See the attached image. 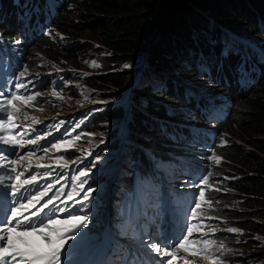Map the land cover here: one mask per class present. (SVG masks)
<instances>
[{"label":"trees","instance_id":"trees-1","mask_svg":"<svg viewBox=\"0 0 264 264\" xmlns=\"http://www.w3.org/2000/svg\"><path fill=\"white\" fill-rule=\"evenodd\" d=\"M70 1L72 6H75L74 3L78 4L77 14L84 17V20L81 19V23L75 24L73 16L70 15L71 12L67 8H63L64 10L59 13L49 14V22L45 25L44 30L52 25L63 32L67 38L61 43L52 40L46 33L28 49L26 56L28 66L31 69H37L38 61H42L40 55L47 57L50 61L60 62L82 52L88 54L89 44L85 39L87 33L94 38L99 37L101 43L95 42L105 46L106 50L110 52L109 55L111 53L115 55L112 58L107 56L109 59L107 63L116 62V65L120 66L125 61L132 60L134 53L143 46L141 41L146 35L144 30L157 25L158 38L153 45L151 57L155 58V61L163 59L164 64L162 67L153 65L151 71L152 63L150 65L147 60L145 61L143 68L146 75L145 94L143 83L140 96L137 97L136 107L133 108L132 115L127 120L131 137L138 139L136 141L140 142L139 146H144L147 150L152 146V140L158 141L156 135L160 129L159 125L163 122V117H166V110L169 109L166 104L184 103V97L192 98L187 95L186 86L182 85L178 79L177 81L181 85L175 82L173 85L169 84L168 88L164 90L153 89V96L147 97L151 87L156 84L155 81L164 79L165 83H170L168 77H175L174 73L176 69L178 70V64L181 68V65L185 68L191 66L193 70L187 71L188 73L184 77L193 79L198 74V71L195 70L196 66L206 61L212 78L217 71L213 73L211 71L218 68L220 64V69L223 71L222 77L225 76L229 82H232L239 77L240 72H244L243 66H246L245 69L249 73L262 68V64L256 63L255 58L264 62L262 61L264 57L260 60L248 49L246 51L248 60L242 64L241 54L235 52L234 54L238 56L222 54L220 41L221 35L230 32L237 36L258 35L264 37V0H174L173 3L177 4V9L170 7L174 6L173 3L167 7L168 0ZM32 2L41 4L40 0H0V34L2 36L14 35L15 30L23 25L25 22L23 12L29 13L28 9ZM31 13L34 14V12ZM189 14L191 15L188 16ZM203 24L206 25V28ZM202 30L207 32L206 36L201 35L200 31ZM241 45L244 43L241 42ZM199 56L202 57L201 60H198ZM174 60L177 66H175ZM249 64L251 66H248ZM155 68L159 71L158 74L153 72ZM130 74L131 72L118 69V66H108L102 72L86 77L84 84L87 88L95 87L98 91L103 92L104 96L115 99L116 95L122 93L118 90L123 87ZM150 77H152L153 84L150 83ZM249 80L253 81L254 78H248L246 82ZM218 82L221 83L219 79ZM138 83L139 81L136 82V88H138ZM171 87L173 95L170 91ZM234 87L235 95L230 94L229 98L233 102L235 118L228 121L224 128L225 131L228 130L233 135L238 132L239 134L235 137L241 140H231V144L223 147L220 154H227L233 168L232 172L236 175L231 185L236 191L234 196L239 208L233 213L231 212L234 216L230 224L247 230V234L239 239V242L236 241V238L231 242L244 247L248 243L256 245L254 238L257 237V234H264V220L262 219L264 217V77L257 88L258 90L252 95L254 86L251 88V92L244 96L238 95L237 89L247 91L245 87L239 86L238 83L234 84ZM64 89H69V87H64ZM134 102L135 100L132 105ZM198 104H203L201 114L209 115L210 101L201 100ZM107 119L109 117L100 119L98 133L101 135L113 132L110 128L107 129ZM122 123L121 119L117 132L121 129ZM165 123L181 126L178 122ZM233 127H237L239 131ZM245 135L250 139H246ZM94 136L96 135L94 134ZM144 138L146 139L141 140L143 141L141 143L139 140ZM237 141L248 143L253 148L242 151L238 146L240 143ZM175 144L186 145L191 150L193 148L187 139L183 138L182 141L175 140L170 142L168 147L158 150V155H164L168 150L175 149ZM128 146L133 147L137 152V146L127 143L126 147ZM108 148L114 149L115 147L113 144H109ZM138 152V156L128 153L129 159L125 163L122 175L118 176L111 187V195H118L121 189L126 188V182L131 180L129 172L134 161H137L138 169L148 167L147 157L150 158L149 155L142 152L141 149H138ZM149 153L151 154V151ZM149 169L154 170L155 168L150 166ZM135 176L141 177L142 175L137 173ZM254 251L256 253L250 254L249 257L233 254L229 256V261L233 264H264V251Z\"/></svg>","mask_w":264,"mask_h":264},{"label":"rangeland","instance_id":"rangeland-1","mask_svg":"<svg viewBox=\"0 0 264 264\" xmlns=\"http://www.w3.org/2000/svg\"><path fill=\"white\" fill-rule=\"evenodd\" d=\"M173 1L174 0H168L167 7L170 6L171 3H173ZM40 2L41 4H49V11L51 12L49 14L59 13L60 11L64 10L62 9L64 5H67V9L69 12H71L70 15L73 16L72 18L74 19L75 24L81 23V19L84 20V17H80V15L77 14L78 12L77 3H74L75 6H72L71 4L69 5V2L67 0H62V3L60 4L50 3L51 0H40ZM173 4L174 6L171 5L170 7L176 8L177 4L175 3ZM190 15L191 14H189L188 16ZM203 25L206 28V25L205 24ZM156 28L157 25H155L153 28L149 27V29L146 31L144 30V33L146 35L141 41V44L143 46L139 48L138 52L134 53L132 60L125 61V63H123L120 66L116 65V62H111L109 64L107 63L109 60L107 56H111L112 58L115 55L113 53L109 55L110 52L106 50L105 46H102L99 43L95 42L98 41L101 43L99 37L94 38L90 36L89 33H87L86 35L87 37L85 38L87 44H89L88 54L87 52H82L80 54L72 56L73 59L67 58L61 60L60 62L50 61L47 57L40 55L42 59V61L41 60L38 61L40 65L43 67L47 66L53 73H59L57 75V77L61 79L59 86L60 87L68 86L69 89H63V93L58 94L57 101L48 104L42 109V111L40 112L31 111V112L36 114H44V115L60 112L62 113V115L59 116V119H66L67 116L71 117L69 118L70 120H72L71 123L68 124V126H66L64 129L71 127V131L74 132L73 136L75 137V139L72 141H67V143L66 142L63 143V146H68L69 143V147H67L68 149L70 150L79 149L82 151L81 153L85 155V159H88L91 164L89 169L90 175L96 176V181H97V183L93 184L95 186L92 187L95 188L96 191L92 193V195L94 196L92 198L91 203L89 204L88 202H86L82 205V210L79 209V212L81 214L90 215V218L104 217V209H105L104 204L108 196V193L106 192L108 176L112 181H114L113 178L115 176H119L122 173V171L126 166L125 163L128 161V158L124 157L123 155L125 153L126 154L129 153L133 155L134 153V155L137 154L138 156L139 155L138 149H141L142 152L148 154L149 157H152V155L149 153L150 152L149 149L147 150L144 146H139V143L132 141L130 136L126 134V131H121L122 134L119 135L118 138L120 147L119 150L115 153L116 148L118 147L116 133L120 125L121 119L123 121L121 128H128L127 120L131 117L132 115L131 112L133 108L136 106L138 99L135 96V98L131 100L132 102L133 100H135L132 107L130 109H125L124 106L125 101L122 100L124 98L123 95L125 94L126 91V85L128 84V83L126 84V82L129 76L126 78L124 82L125 84H123L122 89L118 90L119 92L122 93L120 95H116L115 99L104 96V93L98 91L97 88L95 87H92L93 89L87 88L84 84V80L86 79V77L88 78L91 74L94 75V74H98V72H102L108 66H113V67L118 66V69H122V71L128 73L131 72L132 75H135L137 73L136 78L138 79L139 83H138V90H136V92H138L137 97H139L140 91H142L141 86L144 83L143 80L146 79V75L144 73L145 70L144 72L142 71L143 69L142 65L144 64V62L147 60V62H149L150 65L152 63L150 70L153 68V65L162 67L164 64L163 59H159L158 61H155V58L151 57V51L153 49V45L155 44L156 39L158 38ZM200 32L202 33L201 35L204 36H206L207 34V32H205L204 30ZM46 33L49 34L47 36L51 37L52 40H57V42L63 43L65 40L64 33L61 32L59 29L53 27L52 25H50V27L47 28ZM93 38H94V42H93ZM220 41H221L222 54H224L225 51L227 50L228 51L227 55L238 56L237 54H234L235 52L241 54L242 58H246L247 55L246 51L249 49V52L251 53L253 52V55H256L260 60H262V57H264V37L262 36H258V35L237 36L232 32H230L228 34L221 35ZM241 42H243L244 45H241ZM174 44L177 46L176 43ZM60 45H64V44H60ZM242 58H241V63L242 64L246 63L248 59L247 58L242 59ZM201 59L202 57L199 56L198 60ZM255 60L256 63H264L257 60L256 58ZM93 61L96 62V66H93L92 64ZM262 61H264V58ZM174 63L175 66H177L175 60ZM203 63L208 65L206 61H204ZM125 65H130V67L125 68L124 67ZM181 66L182 68L178 64V70L176 69V72L174 73L175 77H168L170 83H165L164 79H159L155 81L156 84H154L151 87L147 97L153 96V89L160 90L165 87H168L169 84L173 85L175 82L178 83L179 81L181 82L182 85L186 86L187 95L189 97H192V99L196 101V103H198L201 100H206V101L209 100L210 103L218 102L217 95H213L211 93V90L208 88L209 87L208 83L205 82L210 77H204L203 79H201L200 73L198 72L197 77L193 79L185 78L184 76H186L188 73L185 70L187 67L185 68V66L183 65ZM180 68L183 70V72ZM216 71L217 72L222 71L220 69V64L218 65V68L217 67L214 68L211 71V73ZM153 72H155V74H158L159 71L155 68L153 69ZM64 73L67 75V77H64L63 75ZM139 74L140 76H138ZM168 75L172 76L171 74ZM151 78L152 77H150V83L153 84ZM249 82H246L247 83L246 87H249L251 90V88H253V81L249 80ZM218 84L221 83L218 82ZM213 86L214 83L212 82V86L210 87ZM250 90H248L247 92H249ZM256 90L258 89L257 88L253 89L251 95ZM220 92L224 93L225 89H222ZM144 94H145V83H144ZM220 101L222 102L223 98H221ZM57 102L60 104L59 106L54 105ZM166 105L168 106L169 109L171 110L173 109L172 111L174 112L177 109L176 111L177 113L184 112L186 115H191V111L189 109L181 110L184 109L185 106L178 102L176 103V105L174 104L171 105L169 103ZM227 105L228 103H225V106ZM175 106H179L181 109H178ZM194 107H196V104L194 105ZM71 111H73L75 114L69 115ZM219 113H215L213 114V116L214 117L218 116ZM178 116L179 118H173V119L186 121L183 119L185 116L184 114H179ZM108 117L109 119H107L106 121L107 129L110 128L111 130H113V132L107 135L105 134L101 135L98 133L99 132L98 126L100 123V119L102 118L106 119ZM30 120L35 121L37 123V119L35 117L30 118ZM233 128H235L236 131H239L237 127H233ZM40 129L42 130L43 128ZM94 134L96 136H94ZM237 134L239 133L236 132V135L230 134L228 130L225 131V128H222L220 132V138L222 140V144L216 142L212 147L206 148V150L210 152L212 157H220V154L217 152L216 147L219 145L224 146L226 144H231L230 140H241L236 138ZM77 137H79V139H77ZM245 137H247L246 139H250L249 136L245 135ZM100 140L103 141V143H101ZM237 142L242 145L241 146L240 144H238V146H240V149L242 151H246L248 149L253 148L252 145L248 143H244L242 141H237ZM127 143H130L132 146H137L138 147L137 152H135V150L133 151L132 148L130 147L128 148V150H126ZM109 144L110 145L113 144L115 149L113 150L107 149ZM42 153H44V151L39 154L36 153L35 154L39 158H41L43 156L41 155ZM45 154L46 157H48L46 152ZM97 157L101 159L97 161L96 159ZM205 159H207L209 166H212V162L215 160L214 158L208 159L206 158V156ZM44 161H50V160L45 159ZM93 163H95V167H93ZM224 163L226 164L225 166H227V169L221 171L222 172L221 174H217L213 178L212 183L208 184V189H207V191L210 192L213 191L211 192L212 195H214L215 198L217 197L218 200L212 199L211 195L209 196V198H207V193H206L200 208L201 210L200 215L202 216V218L205 217L202 221L201 226L207 231H212V233L204 240L210 241L211 245L210 247L207 248L206 251L203 252V255L198 254L195 256L187 255L186 257L185 256L181 257L180 261H182L183 263H185V258H186L189 264H213V260L207 257H216L218 259L215 260V264H233L229 261V256L233 254H242L245 257H249L250 254L256 253L254 250L264 251V234H257V237L254 238V243L255 242L257 243L256 245L248 243L246 246L242 247L241 244L239 246V244H235L231 242L233 241L234 238H236L237 239L236 241L239 242L238 240L242 239V237H244L247 234V230L240 226L236 227L230 224V221L233 218L232 216H230L231 212L233 213L236 209H238L239 204L237 203L236 197L234 196L236 191L230 186L231 185L230 177H234V174L232 172L233 168L231 165V161L226 153H225ZM221 166L222 164L219 165V169ZM133 168H135V165H133ZM138 174H141L142 176L149 175L154 180V174L152 170H150L149 168L144 171H139ZM83 191L86 193L87 189H84ZM182 194H183L182 192H178L179 196ZM218 194L223 195L227 199V201H223L224 199L220 198V196H217ZM207 201H210L211 204L209 205ZM133 204L135 208L136 204L141 205L142 202L140 199H137L136 201L133 202ZM88 209L92 211L94 215L90 213V211H83ZM262 219L264 220V217H262ZM229 228H236L238 229V231L232 233L228 231ZM118 231L119 233H122L120 229H118ZM216 234H222L223 237L216 238L215 237ZM225 234H228V236L225 237L224 236ZM224 238L227 239V241ZM167 259H169V257H165L164 259H159L155 262V264H161L162 260L166 262Z\"/></svg>","mask_w":264,"mask_h":264},{"label":"snow or ice","instance_id":"snow-or-ice-1","mask_svg":"<svg viewBox=\"0 0 264 264\" xmlns=\"http://www.w3.org/2000/svg\"><path fill=\"white\" fill-rule=\"evenodd\" d=\"M20 43V41H15ZM225 55L228 54L226 50ZM93 66H96V62H92ZM125 68L130 65H125ZM186 71H192V67L188 66ZM200 73V78L210 77V71L208 66L204 63H200L195 68ZM23 72L19 76H23ZM209 86H212L211 79L205 81ZM16 88H25L26 85L19 83L15 85ZM35 98V95L21 96L13 93L10 98H5V103L0 104V113H4V117L0 118V129L10 130L20 127L14 120L13 113L9 111V108L15 109L19 112L20 109L13 103V101L19 100L22 103L27 104ZM7 105V106H6ZM27 119V117H25ZM79 139V137H77ZM0 141L4 145L15 147H24L25 144H36V140H27L23 143L16 139L15 135H9L7 137L0 136ZM103 143V141H101ZM53 148L59 151L62 147L60 144H53ZM43 151L47 152V149ZM34 152H28L26 156H20L18 159H9L8 156L0 155V161H6L10 165H18L26 158L34 156ZM217 164L220 163V157H213ZM60 159H63L61 157ZM97 161L101 158L97 157ZM7 164H0V167H7ZM37 167H48L46 165L38 164ZM95 167V163H93ZM12 172H16L15 168H11ZM90 170H82L79 172V176H88ZM23 172H19L15 175L16 183L0 187V206H3L4 215L0 218V264H70L66 257L70 253V250L76 247L77 243H83L88 238V233L85 231L90 223L88 215H68L64 219L55 218L57 213L65 212L66 208H61L56 205L55 200L57 196H49V190L53 187L52 184L46 185L42 191L37 190L31 192L30 187L36 186L39 189L37 175H30L26 179H21ZM211 173L203 175L199 181L197 187L201 185L209 184V177ZM87 181H82L79 185L81 190L84 188V184ZM3 184V180L0 179V185ZM23 190V191H22ZM218 190V189H217ZM96 191L95 188L89 187L83 196L81 201L77 203H83L87 201L89 204L92 201V193ZM27 193V194H26ZM45 197H48L45 200ZM205 197V190L200 187L199 198L203 201ZM73 193H67L66 200H72ZM209 205L210 201H207ZM201 208V203L196 202L195 207L191 209L192 218H196L197 209ZM199 231V229H197ZM193 226H187L186 234L174 244L170 246H161L157 243H151L147 245L150 251L155 252L160 257H169L167 261H161V264H174V261L181 258L178 253L183 251L190 255H203V252L210 247L211 242L204 240L202 248L197 247L201 245V241L191 239L193 236ZM229 232L235 233L238 231L236 228H229ZM69 241H72L69 244ZM67 245V247H66ZM196 249L195 251L193 249ZM213 260L218 259L216 257H207ZM185 264H189L185 258Z\"/></svg>","mask_w":264,"mask_h":264},{"label":"clouds","instance_id":"clouds-1","mask_svg":"<svg viewBox=\"0 0 264 264\" xmlns=\"http://www.w3.org/2000/svg\"><path fill=\"white\" fill-rule=\"evenodd\" d=\"M67 1L69 2V5L72 4V2L70 0H67ZM60 3H62V0L58 4H60ZM63 8L66 9L67 5H64ZM41 37H44V36H41ZM64 37L67 38L66 36H64ZM261 64H262V68L256 69L252 73H249L245 69L246 66H243L242 69H243L244 72L243 73L240 72L239 77H237L232 82H229L228 79L225 76L222 77L223 71H219L218 74L216 73L217 76L215 75V77H213V78L210 76V79L211 80L215 79V81H212L214 83V86L213 87L209 86L208 88L211 90V93L213 95H217V100L218 101H220L221 98H223V101L218 103V104H215V105L211 106V108L209 110L210 119L207 120V121L202 120V118H200V116H196L194 113L193 114L191 113V115H186L184 112L180 113V114H184L185 115L183 119L186 120V121L173 119L174 118L173 117V113L170 112L169 109H167L168 111H166V117H163V122L159 125L160 129L158 128L159 129L158 130V134L156 135V136H158V142L152 140V146L149 147V149H150V151H151V153L153 155L152 157H154V159H160L161 158L162 160H165L166 158L158 156V150H160V147H164V148L168 147L170 145V142L175 141V137H177V136L181 137L179 141H182V139L185 138V139H187L188 142L191 140V138H195L196 139V135H197V139L200 138V136H199L200 132L198 134H196L195 133L196 130H197L196 127H192L194 125L200 126L201 124H204L205 128L214 129L215 131L218 132L217 138H219L222 128H224L225 124L228 121H232V119L234 118V116H233L234 106H233L232 100L229 98L230 94L231 95H235L234 94V88H235L234 84L238 83L239 86L245 87L247 85V83H246L247 79L253 77L254 78V80H253L254 89L258 88V86L260 85L261 80L264 77V63H261ZM248 66H251V64H249ZM130 75H131V77L129 76L127 78L126 84L127 83L128 84L126 85V91H125V94L123 95L124 98L122 100V101H125L124 102L125 109H126V102H127V94L128 93H132L131 100L133 98H135V96H136V98L138 96V92H136V90H138V88H136V82L138 81V79L136 81L137 73L135 75H132V74H130ZM129 78H130V80H129ZM218 79L221 81V84H218ZM143 81L145 83L146 79H144ZM167 88L168 87H165V88H163V90L167 89ZM222 89H225L224 93L220 92ZM170 91H171V94H172V87H171ZM237 91H238V95H241V96L247 95L248 93L251 92V91L247 92L248 90L247 91H241V89H237ZM184 98H185V101H186V97H184ZM187 99H188V101H190L192 103H196L192 98H187ZM131 100L129 98V102L130 103H132ZM187 103H188V106L191 105V103H189V102H187ZM225 103H228V105L225 106ZM200 106L203 107V104H198L197 103L196 104V109H194L193 111L197 113L198 111H196V110ZM186 109L187 108H184L182 110H186ZM189 110L192 112L191 108H189ZM222 111H223V113L227 114L226 121H224V120H222V121L220 120L219 121L217 119L219 114H218V116H215V117L213 116V114L219 113V112L222 113ZM35 112H40V111H35ZM213 117L216 118V120H218V121L217 122H213L212 121ZM175 121L180 123L181 126H174V125L165 123V122L172 123V122H175ZM126 129L130 132L129 128H126ZM230 143H231V140H230ZM227 145H229V144H226L225 146H227ZM185 146L186 145L182 146L181 144H175V149L168 150L167 152H171L172 158H175V159L179 158L180 162H181V161L185 160L183 157H181V154H180L182 152V148L185 147ZM225 146L217 147L216 148L217 152L220 154L221 153L220 150L223 147H225ZM152 150H154V151L152 152ZM197 158L199 160V162L195 163V168H197V170H200L202 165H206L207 166L208 162H207V159H205V156H201V158H200L199 155H197ZM224 159H225V155L224 154H220V163L219 164L216 163L217 166H216V169H215L217 174H221L222 173L221 171L227 169V166H225L226 164L224 163ZM220 164H222V166L219 169V165ZM177 173H183V169L180 168ZM235 178H236V175H234V177H230L231 184H232V182H233V180ZM230 186L232 187V185H230ZM217 196H220V198H223L224 199L223 201H227V199L223 195L218 194ZM213 199L216 200L217 197L215 198L214 195H213ZM230 216L233 217L234 215H232V213H231ZM201 218H202V216H201Z\"/></svg>","mask_w":264,"mask_h":264},{"label":"bare ground","instance_id":"bare-ground-1","mask_svg":"<svg viewBox=\"0 0 264 264\" xmlns=\"http://www.w3.org/2000/svg\"><path fill=\"white\" fill-rule=\"evenodd\" d=\"M45 31H47V28L45 29ZM145 66V62L144 64L142 65V67L144 68ZM143 71V69H142ZM141 74V73H140ZM140 74L138 76H140ZM137 79V78H136ZM245 89L246 90H250L249 87H246L245 86ZM221 101H218V102H211V106L215 105V104H218L220 103ZM132 106V103H130L128 105V108L126 109H130ZM131 112V111H130ZM75 113L73 111L70 112L69 115H74ZM62 113L60 112H56V113H51L49 115H44V114H36V113H33L31 111H27V110H21V112H19V117H18V121H29L30 123H32L38 130L40 128H46V129H49L50 127H54L55 125H58L57 129H54L51 133L56 136V137H59L61 134H62V131L61 130H64V128L66 126H68V124L71 123L72 120H70L69 118H71L70 116H67L66 119H59V116H61ZM25 117H27V119H25ZM36 118L37 119V123L35 121H32L30 120V118ZM41 132V129L39 130ZM46 137V135L44 136V138ZM30 145L32 144H25L24 147H20V150L19 152L20 153H25V152H33L31 150V148L29 147ZM124 154V153H123ZM41 155H43L41 157V159H45L47 158L48 160V157H46V154L45 152L42 153ZM124 157L128 158L129 159V155L128 154H124L123 155ZM45 162H49V161H45ZM115 178V179H114ZM113 178V180H117L118 176H115Z\"/></svg>","mask_w":264,"mask_h":264}]
</instances>
